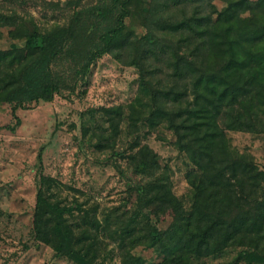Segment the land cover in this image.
<instances>
[{
    "label": "trees",
    "instance_id": "16d2710c",
    "mask_svg": "<svg viewBox=\"0 0 264 264\" xmlns=\"http://www.w3.org/2000/svg\"><path fill=\"white\" fill-rule=\"evenodd\" d=\"M214 1L67 0L53 4L70 10L66 21L44 29L31 16L0 12V103L11 105L12 131L19 109L74 92L104 55L138 72V95L98 108L108 126L91 132L96 148L112 153L123 123L132 136L123 155L131 211L100 219L96 203L47 197L58 182L41 177L30 234L55 258L103 264L115 243L123 264L142 261L138 246L158 252L153 264L233 251L235 264H264V166L227 136L264 133V0H219L220 9ZM161 125L188 165V209L158 153L140 140L141 128L146 137Z\"/></svg>",
    "mask_w": 264,
    "mask_h": 264
},
{
    "label": "rangeland",
    "instance_id": "374dc122",
    "mask_svg": "<svg viewBox=\"0 0 264 264\" xmlns=\"http://www.w3.org/2000/svg\"><path fill=\"white\" fill-rule=\"evenodd\" d=\"M64 1L0 0V12L31 16L44 29L66 21L70 10L53 6ZM214 4L216 9L223 6L219 0ZM2 30L6 33L5 28ZM5 41L2 36L0 43ZM139 85L135 67L104 55L92 65L86 84H79L74 92L63 91L49 102L19 109L20 124L14 131L7 127L16 121L11 105L0 103V264H74L66 258H55L49 246L31 239V213L41 177L58 182L46 188L47 197L65 205L74 201L96 203L100 219L125 207L131 211L132 201L126 190L130 171L123 155L132 136L127 135L123 123L112 153L109 148L97 149V139L91 132L108 126L98 108L133 101ZM259 119L264 120V115ZM82 125L88 128L85 134ZM145 129L139 131L141 142L158 153L161 165L168 168L173 191L188 209V165L170 143V131L161 125L144 137ZM227 136L233 149L249 154L264 166L263 132L228 131ZM168 224L164 221L157 226L164 230ZM106 252L103 264H123L115 243H110ZM134 252L142 259L139 264H153L161 258L151 248L138 246ZM233 257L234 251L194 264H235Z\"/></svg>",
    "mask_w": 264,
    "mask_h": 264
}]
</instances>
